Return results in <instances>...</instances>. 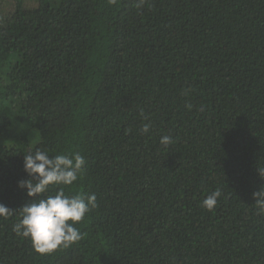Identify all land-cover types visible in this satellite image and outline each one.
Instances as JSON below:
<instances>
[{
  "label": "trees",
  "instance_id": "1",
  "mask_svg": "<svg viewBox=\"0 0 264 264\" xmlns=\"http://www.w3.org/2000/svg\"><path fill=\"white\" fill-rule=\"evenodd\" d=\"M35 1L0 16V264H264V0ZM22 144L86 161L41 194L96 195L69 248L13 231Z\"/></svg>",
  "mask_w": 264,
  "mask_h": 264
},
{
  "label": "clouds",
  "instance_id": "2",
  "mask_svg": "<svg viewBox=\"0 0 264 264\" xmlns=\"http://www.w3.org/2000/svg\"><path fill=\"white\" fill-rule=\"evenodd\" d=\"M143 3L144 0H139L137 7ZM150 127V124H144L142 131L147 133ZM160 143L168 146L172 139L165 135ZM85 164L84 157L78 152L50 158L47 151L37 149L24 156V170L32 179L22 180L18 186L33 199L20 207V219L13 225V231L17 236L29 239L37 253L50 254L60 248H69L82 239V233L75 225L97 207L96 195L77 193L68 196L62 187L54 195L41 194L47 193L49 186L72 185L84 172ZM260 175L264 177V171H260ZM220 195L219 189L211 192L202 206L213 210ZM253 196L257 198L255 205L258 212L264 214V187L254 192ZM15 211L0 203V217L7 218Z\"/></svg>",
  "mask_w": 264,
  "mask_h": 264
},
{
  "label": "rangeland",
  "instance_id": "3",
  "mask_svg": "<svg viewBox=\"0 0 264 264\" xmlns=\"http://www.w3.org/2000/svg\"><path fill=\"white\" fill-rule=\"evenodd\" d=\"M22 3L24 6L27 7H34L36 5V1L35 0H0V16L7 10H10L13 8L15 3ZM7 94L2 95L3 97H6ZM0 110L2 113H6L7 109L5 106L0 105ZM30 134L32 135V137H34L36 135V129L32 128L30 130ZM34 140H31L30 142L28 141L27 144L30 146V144L33 143ZM26 144H22V149L20 151L21 157L24 160V156L27 155L29 146Z\"/></svg>",
  "mask_w": 264,
  "mask_h": 264
}]
</instances>
